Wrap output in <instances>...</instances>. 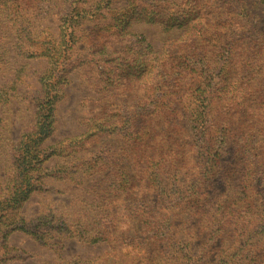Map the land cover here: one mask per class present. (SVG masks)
I'll use <instances>...</instances> for the list:
<instances>
[{
  "label": "rangeland",
  "instance_id": "obj_1",
  "mask_svg": "<svg viewBox=\"0 0 264 264\" xmlns=\"http://www.w3.org/2000/svg\"><path fill=\"white\" fill-rule=\"evenodd\" d=\"M92 2L84 0L87 7ZM63 3L0 0L1 194L12 186L20 145L25 150L21 168L35 164L29 141L38 120L39 78L50 58L30 52L51 54L62 33L57 12ZM126 5L116 0L110 7L120 11ZM164 8L177 9L186 22L164 29ZM160 9L156 22L133 19L125 33L108 26L113 21L108 17L79 25L70 53L74 64L59 86L53 128L32 148L44 173L59 169L65 174L87 162L97 171L81 184L46 176L48 190L32 193L16 211L26 222L82 211L98 199L89 190L118 181L129 156L138 167L137 151L125 132L131 128L127 117L152 109L166 88L156 80L167 66L166 83L179 90L180 100L168 120H157V130L145 140L146 154L140 155L148 173L158 168L163 181L146 195V204L161 207L140 214L155 225L142 224L134 207L117 205L111 208L116 243L110 245L63 238L52 246L17 229L0 235V264H264V0H165ZM139 35L145 37L141 43ZM144 44L148 48L141 51ZM96 75V82L106 80L98 88L91 85ZM198 81L212 106L208 134L200 139L183 116L196 103L191 94ZM216 151L219 158L213 159ZM133 168L125 183L131 197L143 195L146 185L134 179ZM240 205L244 214L235 208Z\"/></svg>",
  "mask_w": 264,
  "mask_h": 264
},
{
  "label": "trees",
  "instance_id": "obj_2",
  "mask_svg": "<svg viewBox=\"0 0 264 264\" xmlns=\"http://www.w3.org/2000/svg\"><path fill=\"white\" fill-rule=\"evenodd\" d=\"M62 1L64 2V7L57 12V16H59L62 25V33L58 37L56 45L51 48L53 51L51 50V54L49 50L44 52V50L41 49L32 50L30 52L31 57H41L45 55L50 58L48 70L39 78L41 87L39 88L40 96L37 103L38 120L36 121L33 132L34 138H30L29 141V153L31 152L35 164L29 165V169H26L27 167H24L23 169L21 168L22 162H25V150L23 149L24 147L22 148L20 145L18 148L19 153L16 156V175L12 186L7 192L6 190H2V194L0 193V235L4 234V236H7V234L14 230L22 229L29 232V235L35 237L38 241L49 243L52 246L60 245V239L63 238H76L88 243L106 242L110 245L116 243L114 234L118 229V226L115 223L116 220L111 211L113 206L121 205L125 208L127 207V209L128 206L134 207V214H136V217L139 218L142 224L146 227H149L150 224L155 225L154 220L153 222H148L146 224L145 219L148 216H140V214L145 212V210L150 213L149 209H157L161 207L158 205V202L155 203L154 206L146 204L150 200L149 196L146 197L150 190L153 189L156 191L154 186L157 188L163 184V181L160 179V170L157 168L159 171L156 169L155 171H150L148 173L147 170L150 167L149 165L144 164V160L140 155L142 156V154H146L145 150H143V148L147 146V141L145 142V140L148 135L157 130V120H168L169 117L167 116L170 112L174 111L175 106L180 100L179 90L173 85L166 83L168 80L166 74L169 70L167 66H165L159 73L160 79L156 80L157 83L162 82V85H165L164 87L166 88L161 89L162 92L159 93L160 98L158 101L152 103V109L140 110V114L137 116L131 114L127 117L131 119V128L126 129L125 132L132 139V143L135 146L133 149L137 151L138 167L133 168L131 165L132 156H129L126 165L122 168L123 178L121 177L118 181H113L104 186L98 185L95 191L89 190V193H92L93 196H97L98 199L92 200L88 205L85 204L84 208L80 209L82 211L78 210L72 214L69 213L71 216L67 213L64 214L63 212H60L56 215L45 214L26 222L16 211L19 204L27 200L32 193L48 190L43 182V178L46 176H52L56 180L68 179L72 183L81 184V181L86 176L97 171L89 166L91 162H87L83 163L82 166L67 170L65 174L59 169H49L47 170L48 173H44V171H42L43 168L39 166V163L41 162L40 156L39 154L34 153L32 148L35 146L34 143L36 140L38 141L42 136L47 135L53 128L54 106L60 98L59 86L67 81L66 74L74 64L70 53H72L73 47L76 42H78L75 33L79 28V25L83 24V20H91L100 16L102 18L108 17L113 19V21H108V26L113 25V27H119L121 31L120 33H125L133 19L144 20L151 23L156 22L162 12L161 9L159 10V4L160 2L163 3L165 0H123L127 5L121 8L120 11L116 10V8L112 9L110 7L116 0H95V2H92L93 4L91 3L89 7L85 6L84 0ZM54 6L57 7L56 5ZM166 9L167 8H164V10ZM192 13L195 17H199L200 10L198 8L195 9L194 7ZM177 14H179L177 9H172V12L167 9L166 19L162 22L164 29L169 30L174 26H180L186 22L185 16L182 17V14ZM139 37L140 38L137 39V41L141 43L145 37L142 35H139ZM104 44V46H108V42H104ZM200 45L201 44L198 46ZM140 47L141 51H144L148 48V44H144ZM195 49L198 51V48L195 47ZM199 51L200 52L198 53L202 54L204 48L200 46ZM104 55L106 56L107 61L109 56L106 52H104ZM143 56L144 58H149L146 53H144ZM189 58H191V56H189ZM87 74L90 75V77L92 76L91 71H87ZM97 75L92 78L91 82V85L95 88L101 87V85H103L102 83L106 82V80L96 82L95 78L98 77ZM202 85L203 81H198L197 85L194 86V92L196 94H191V97H196V103L191 106L190 110L185 108L183 113V116L187 122L191 124V127L199 131L198 133L196 132V134L194 133L199 139L208 134L209 128L206 126L210 123L212 118V106H210V103L208 102ZM145 103L146 104L143 107L147 105V99L145 100ZM175 113L178 114L177 111H175ZM165 124H167V129H169L168 127H171L170 123L168 124V121H166ZM160 129L162 128L160 127ZM205 148L207 147L205 146ZM52 154L53 149L46 152L43 155V159L45 160ZM147 156L149 159V155H146V157ZM211 156L213 159L219 158L218 151L214 152ZM114 162L115 160L113 159L111 163ZM131 167L136 169L135 171L137 174H135L134 179L145 181V186L143 183V186L145 187L143 195H141V191L135 192L132 197L128 194V188L125 183L128 182L130 175L128 169ZM119 173L120 172H117L118 175ZM242 206L244 205L235 208L244 214ZM68 217H70V219H68ZM4 218H6L7 221H4ZM152 236L157 237L156 230H154ZM146 250L150 252L148 249Z\"/></svg>",
  "mask_w": 264,
  "mask_h": 264
}]
</instances>
